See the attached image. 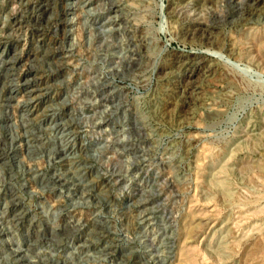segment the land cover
<instances>
[{
	"label": "rangeland",
	"instance_id": "374dc122",
	"mask_svg": "<svg viewBox=\"0 0 264 264\" xmlns=\"http://www.w3.org/2000/svg\"><path fill=\"white\" fill-rule=\"evenodd\" d=\"M244 3L0 0V264H264V17ZM65 145L86 193L51 183Z\"/></svg>",
	"mask_w": 264,
	"mask_h": 264
},
{
	"label": "bare ground",
	"instance_id": "6f19581e",
	"mask_svg": "<svg viewBox=\"0 0 264 264\" xmlns=\"http://www.w3.org/2000/svg\"><path fill=\"white\" fill-rule=\"evenodd\" d=\"M244 2V1H243ZM71 3V2H70ZM72 4V3H71ZM185 4V3H184ZM241 4V3H240ZM42 5V4H41ZM164 5H163V9H164ZM245 7V8H244ZM44 8V7H43ZM115 9V10H114ZM43 10V9H42ZM46 10V9H45ZM111 10H113L115 13H118L119 12V7L117 6V5H112V7H111ZM164 11L165 12H167V10H166V7H165V9H164ZM238 15H240V18L238 19V20H242V21H250V20H252L253 18H256V20L257 19H261V18H263L264 17V0H245V3L243 4V5H240V7H239V9H238ZM68 14H74V13H76L77 12V6L76 7H74L73 5H71L70 6V8L68 9ZM40 15V14H39ZM173 16V15H172ZM175 16V15H174ZM38 18V17H37ZM238 18V17H237ZM235 20V19H234ZM227 21V20H226ZM259 21V20H258ZM257 21V22H258ZM69 22H70V20H69ZM240 22V21H239ZM244 22V23H245ZM262 22V21H261ZM67 23H68V21H67ZM73 23V22H72ZM71 23V24H72ZM241 23V22H240ZM249 23V22H248ZM246 24V23H245ZM72 27V26H71ZM198 29V28H197ZM206 29V28H205ZM194 30V29H193ZM200 30H201V28H200ZM199 30V31H200ZM205 31H208L209 32V30H208V28H207V30H205ZM195 32V31H194ZM194 32H192V33H190L189 34V36H193L194 35ZM203 32H204V30H203ZM211 34V33H210ZM196 35V34H195ZM187 37V36H186ZM204 39V38H203ZM210 39V38H209ZM217 41V40H216ZM210 43V42H209ZM207 52V51H206ZM3 54L5 53V49H4V51L2 52ZM213 54L214 53H212L211 54V57L213 56ZM216 54V53H215ZM252 55H254V54H252ZM221 56V55H220ZM205 57V53H196L195 54V60H193L192 62H193V64L195 65L194 67H195V69L191 72V74L190 75H188V77L186 78V85H184V86H182V89H183V91L185 92V91H189V89H192V91L194 92V89L196 90L198 87V85L196 86V84L198 83V80H199V70H201V68L204 66V62L202 61L203 60V58ZM253 57V56H252ZM251 57V58H252ZM255 57V56H254ZM261 57V56H260ZM192 58V57H191ZM23 59H25L24 58V56L22 57V54L21 55H19V57H16V58H13L11 61H9V62H7L6 63V67L8 68V69H11V71H12V69H14L15 67H19V66H21V63H22V61H23ZM187 59V58H186ZM254 60H256V59H254ZM209 61V60H208ZM192 62H191V64H192ZM188 63V62H187ZM186 63V64H187ZM208 63V62H207ZM260 63H261V61H260ZM188 65V64H187ZM206 66V65H205ZM189 68V67H188ZM205 68V67H204ZM35 74V73H34ZM185 74V73H184ZM29 78V77H28ZM37 78V77H36ZM13 81V80H12ZM27 81V85H29V86H26V91H25V96L26 97H28V99H29V103H30V105H28L27 106V110H26V113H25V115H24V118L23 119H25V120H27V121H29L30 119H31V117H32V114H33V112H34V108H36V107H38L37 106V104H35V105H33V103L37 100V101H40L41 100V92L43 91V89L41 88V83H43V81L44 80H41V78H37L36 80H34V82H30V81H28V80H26ZM14 82V81H13ZM200 83V82H199ZM17 84V83H16ZM184 84V83H183ZM45 85V84H44ZM12 86V85H11ZM15 86V85H14ZM17 86V85H16ZM32 86H35V90H32ZM181 87V86H180ZM179 90V89H178ZM16 91V90H15ZM39 92V94H37ZM14 93H16V92H14V90H12L9 94L11 95V97L12 98H16V96H17V93H16V96H15V94ZM19 93V92H18ZM36 93V95H34ZM20 94V93H19ZM186 94V93H185ZM9 95V96H10ZM13 95V96H12ZM188 95V94H187ZM186 95V96H187ZM20 97V96H19ZM10 98V97H9ZM11 98V99H12ZM17 99V98H16ZM16 99L14 100V101H16ZM28 99H27V103H28ZM48 101V100H47ZM50 101V100H49ZM10 102V101H9ZM38 103H40V102H38ZM19 104V103H18ZM22 106H23V104H22ZM30 106H33V109H31L30 110ZM26 109V108H25ZM24 114V113H23ZM54 114H57V113H54ZM63 114V113H62ZM63 117V116H62ZM56 119V118H55ZM63 121V120H62ZM5 122V121H4ZM61 122V121H60ZM64 128V127H63ZM261 134V133H260ZM260 134H258V135H260ZM262 136V135H261ZM264 136V135H263ZM262 139V138H261ZM13 140H16V142H18V140L19 141H23V139L21 140V139H18V138H15V139H13ZM24 141H26V146H27V151L28 150H30V151H32V149L31 148H33L34 146H32L31 145V142H32V140L31 139H28L27 138V136H26V138L24 139ZM21 146H22V144H21ZM21 146H18L17 147V149L20 151V153H22L21 152ZM30 151H28V153L30 152ZM77 154V153H76ZM54 157H56V158H60V160H61V162H63V164H62V167L63 168H65L64 169V172H62V173H60V174H57L56 172H57V170L54 172V174L52 175V178H51V183L53 184V185H61V186H68V185H73V186H76V187H78L83 193H86V192H88L87 191V188L88 187H90V185H84V183H83V180H82V176H78V175H75V173H74V170L77 168V165H75L76 164V162H75V152H74V149L73 148H71V146H68V145H65V146H62L61 148H60V150H58V151H56V153H54ZM68 159V161H66V162H64L65 160H67ZM263 168V167H262ZM259 170H261V169H259ZM263 172V171H262ZM71 173L74 175L72 178H70V175H71ZM35 180V179H34ZM33 180V181H34ZM37 180V179H36ZM35 180V181H36ZM40 181V180H39ZM26 182V181H25ZM24 182V183H25ZM23 183V184H24ZM26 185H29V184H26ZM26 185H25V187H26ZM33 186V185H32ZM24 187V188H25ZM27 188V187H26ZM54 188H57V187H54ZM138 192V191H137ZM17 197V196H16ZM15 198V197H14ZM13 198V199H14ZM18 199V198H17ZM20 201V199L18 200V204L17 205H19L21 202H19ZM25 201V200H24ZM14 202V201H13ZM16 203V202H15ZM23 204V203H22ZM19 207V206H18ZM15 208V207H14ZM18 209V208H17ZM20 209V208H19ZM25 209V208H24ZM22 211V210H21ZM19 217H20V219H22V220H26L28 217V215H29V213H28V210H24V211H22L21 213L19 212ZM18 215V214H17ZM16 218V217H15ZM2 219V218H1ZM3 220H4V218H3ZM15 221V220H14ZM13 221V222H14ZM19 221V220H18ZM20 222V221H19ZM14 224V223H13ZM16 224V223H15ZM15 225H13V227H14ZM22 226V225H21ZM30 226L31 227H33V226H35V228L34 229H36V231L38 232V233H40L41 234V236H44V237H46L47 235H46V233L44 232V231H42L41 229L42 228H40L39 229V227H38V225L36 224L35 225V222L34 221H30ZM48 226V225H47ZM50 226V225H49ZM48 226V227H49ZM51 227V233L52 234H59L58 232L59 231H61V233L62 232H67V231H71L72 229H74L75 228V226H70L69 224H65V225H63L59 230L57 229H55V228H53L52 226H50ZM71 227V228H70ZM17 228V227H16ZM21 228V227H20ZM49 229V228H48ZM3 230V229H2ZM5 233V232H4ZM36 236V235H35ZM90 236H92V235H90ZM38 237V236H37ZM40 237V236H39ZM48 238V237H47ZM42 239H43V237H42ZM45 239V238H44ZM12 241V240H11ZM9 242V241H8ZM15 242V241H14ZM10 243V242H9ZM91 244V243H90ZM15 245V244H14ZM13 245V246H14ZM18 246H20V245H18ZM17 246V247H18ZM63 246V245H62ZM23 247V246H22ZM13 248V247H12ZM14 249V248H13ZM76 249V248H75ZM87 249H89L88 247H87ZM110 249H111V247H105L103 250H101L102 252H109L110 251ZM23 249H21V248H19V250H17L16 251V255L17 256H21V254L22 253H24V251H22ZM78 250H79V248H78ZM112 250V249H111ZM15 251V250H14ZM110 253V252H109ZM113 253H114V251H113ZM15 254V253H14ZM13 254V255H14ZM108 255V254H107ZM115 255V254H114ZM16 256V257H17ZM112 258V257H111ZM144 258V257H143Z\"/></svg>",
	"mask_w": 264,
	"mask_h": 264
}]
</instances>
